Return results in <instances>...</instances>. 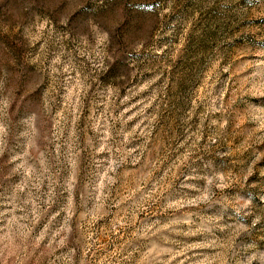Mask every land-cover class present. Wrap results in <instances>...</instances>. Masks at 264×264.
Masks as SVG:
<instances>
[{"label":"rangeland","instance_id":"374dc122","mask_svg":"<svg viewBox=\"0 0 264 264\" xmlns=\"http://www.w3.org/2000/svg\"><path fill=\"white\" fill-rule=\"evenodd\" d=\"M0 264H264V0H0Z\"/></svg>","mask_w":264,"mask_h":264}]
</instances>
